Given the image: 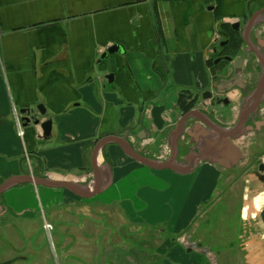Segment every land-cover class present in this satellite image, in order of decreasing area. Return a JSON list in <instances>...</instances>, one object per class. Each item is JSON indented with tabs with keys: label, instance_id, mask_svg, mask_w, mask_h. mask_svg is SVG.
<instances>
[{
	"label": "crops",
	"instance_id": "obj_1",
	"mask_svg": "<svg viewBox=\"0 0 264 264\" xmlns=\"http://www.w3.org/2000/svg\"><path fill=\"white\" fill-rule=\"evenodd\" d=\"M226 38L232 41L222 44ZM260 39L264 40V0H0V185L32 175L74 183L90 193L96 186L95 170L102 184L100 193L90 198L64 189L14 184L0 195V220L26 221L39 213L50 214L61 206L62 195L85 201L110 195L115 180L110 148L142 164L116 142L101 146L94 159L97 145L107 138L124 140L137 152L136 147H169L170 159L173 147L177 153L186 139L198 143L208 138L210 147H222L198 111L189 121L195 130L185 136L181 125L172 134L159 130L152 111L165 106V122L171 123L172 113L183 121V112L176 108L178 96L210 88L215 79V69L207 64L210 59L233 57L230 63L218 64L224 68L240 57L246 58L245 64L258 66L248 50L256 49ZM114 46L120 52L102 60ZM239 96L238 91L231 94L234 101ZM18 118L30 119L24 137L18 136ZM46 121H52L48 137L42 129ZM252 137L240 142L246 154L241 147H227L232 163L219 159L216 165L212 154L201 153L202 161L191 164L192 159L186 167L175 157V165L191 166V171L157 170L181 174L184 190L194 189L186 198L190 207L166 211L167 232H174L177 222H185L186 228L219 215L215 206L206 209L204 204L214 199L221 184L233 181L229 170L244 155L246 162L239 168L252 171L246 190L253 200L248 212L246 208L240 212V221L246 225L256 213L260 216L263 208L256 206L264 202V174L249 163L256 150L248 147L254 144ZM185 233L179 241L187 237ZM261 238L251 236L241 243L247 264H264ZM16 262L10 259L7 264Z\"/></svg>",
	"mask_w": 264,
	"mask_h": 264
},
{
	"label": "rangeland",
	"instance_id": "obj_2",
	"mask_svg": "<svg viewBox=\"0 0 264 264\" xmlns=\"http://www.w3.org/2000/svg\"><path fill=\"white\" fill-rule=\"evenodd\" d=\"M162 141L163 137L158 145ZM186 144L184 140L177 148V163L183 165L184 155L197 148ZM136 149L155 162L171 157L169 147ZM108 154L115 177L110 195L86 201L62 195L61 206L50 214L39 213L26 221L0 220V264L10 259L17 260L14 264H247L241 243L251 236L261 238L264 228L259 213L246 225L240 221V212L245 208L248 212L253 200L242 180L231 197L215 196L204 204L206 209L215 206L219 215L186 228L185 222H177L175 231L167 232L166 211L190 207L186 198L193 187L185 191L181 174L149 169L116 147ZM256 207L264 209V202ZM183 232L187 237L180 242ZM260 242L264 246V236Z\"/></svg>",
	"mask_w": 264,
	"mask_h": 264
},
{
	"label": "flooded vegetation",
	"instance_id": "obj_3",
	"mask_svg": "<svg viewBox=\"0 0 264 264\" xmlns=\"http://www.w3.org/2000/svg\"><path fill=\"white\" fill-rule=\"evenodd\" d=\"M231 41V38H226V41L222 44H228ZM255 42L256 49L251 48L248 51L254 53L257 57L258 66L245 64L246 58L240 57L234 60L230 66L224 68L218 66V64L222 61L223 63H230L233 57H213L212 60L218 61V63L210 67L215 69V79L210 88L197 95L186 91L178 96L176 108L183 112V121L179 122V118L175 113H172L171 123L168 124L164 121L163 128L159 130H169L172 134L181 125L179 129L183 136L187 135L190 130L193 133L192 131L195 129L189 121L194 116L192 112L198 111L206 120V123H204L205 128L216 133L215 137L219 143L218 145L222 146L214 147L213 154L207 149L211 144L208 138L200 140L198 143L186 139V147L197 148L184 155V165L177 163L178 165L181 164L186 167L190 163L189 161L192 160L193 155L201 158V153L208 156L212 154L215 161H217L216 165L219 164V159L229 160L232 163L231 156L226 150L227 147H243L240 146L241 140L251 135L254 144L248 147H255L256 150L254 157L249 159V163L255 164L256 171L264 174L261 171V166L264 165V40L260 39ZM227 59L231 60L228 61ZM234 91L240 93L237 101L231 98ZM214 145L216 144L214 143ZM221 149H225V151L221 152ZM177 158L178 152L176 153V162ZM246 158L244 155L237 163H233L229 170L233 181L228 186L222 184L223 188L218 190L219 193H216V200H220L222 196L231 197V194L235 193H233L234 186L238 184V181L242 180L244 188H249L247 184L250 183L246 178L251 175L252 171L248 167L239 168L241 163L246 162ZM199 160L202 161V159ZM225 180L226 178L222 177V183H225ZM245 200L247 199L245 198Z\"/></svg>",
	"mask_w": 264,
	"mask_h": 264
},
{
	"label": "water",
	"instance_id": "obj_4",
	"mask_svg": "<svg viewBox=\"0 0 264 264\" xmlns=\"http://www.w3.org/2000/svg\"><path fill=\"white\" fill-rule=\"evenodd\" d=\"M120 52V47L118 46H114L111 49L108 50V52L102 57V60L106 59L109 55L114 54V53H118ZM228 61H230L231 59H227ZM218 63V61H213L212 59L207 63L208 66H212L213 64ZM110 80L113 79V75H109L108 77ZM41 111V114L44 115L46 112L44 110L43 107H39V109ZM166 107L165 106H156L154 107L153 111H152V117L154 120V124L158 127V129H162L164 126V120L162 118L163 113L165 112ZM24 121H26L25 125H27L30 122L29 118H25ZM36 125L40 124L39 120H36ZM42 129L45 133V135L48 137L51 134L52 131V121H46L44 123H42ZM108 142H116L120 145L121 149L123 150V152L128 155L129 157H131L132 159H134L135 161L141 163L142 165H145L151 169L154 170H165V169H173L176 170L178 172H182L185 173L187 171H189L191 169L190 167L187 168H182L178 165H175V157H176V153H175V149L173 147V156L172 158L168 161V162H155L153 160H150L146 157H144L143 155H141L140 153H138L136 150H134L133 148L129 147L127 142L121 139H116V138H107L105 140H103L102 142H100L95 151H94V159L96 157V153L99 151V149L101 148V146H103L104 144L108 143ZM208 149H213V147H207ZM200 157H193L191 164H193L196 160H198ZM261 171L264 172V165L261 166ZM95 177H96V186L95 189L92 190L90 193L85 192L82 187L78 186L77 184L74 183H69V182H60V181H54L51 179H44V178H39V177H34L32 175H28V176H19V177H14L8 181H5L2 185H0V195L3 194V192L9 188L10 186L14 185V184H35L38 186H43V187H48V188H53V189H64V190H68L71 191L72 193L78 194L80 197L82 198H90L95 196L96 194H99L101 191V179H100V175L96 172L95 170ZM260 219L262 221V224L264 226V209L261 211L260 213Z\"/></svg>",
	"mask_w": 264,
	"mask_h": 264
},
{
	"label": "built area",
	"instance_id": "obj_5",
	"mask_svg": "<svg viewBox=\"0 0 264 264\" xmlns=\"http://www.w3.org/2000/svg\"><path fill=\"white\" fill-rule=\"evenodd\" d=\"M17 124H18V136L24 137L25 136V121H24V119L18 118ZM46 228L52 229L51 226H47Z\"/></svg>",
	"mask_w": 264,
	"mask_h": 264
}]
</instances>
